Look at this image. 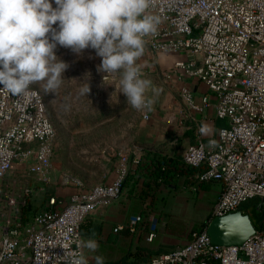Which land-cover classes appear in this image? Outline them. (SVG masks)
Masks as SVG:
<instances>
[{
    "label": "built area",
    "instance_id": "1",
    "mask_svg": "<svg viewBox=\"0 0 264 264\" xmlns=\"http://www.w3.org/2000/svg\"><path fill=\"white\" fill-rule=\"evenodd\" d=\"M147 13L160 19L156 34L145 38L144 54L152 63L147 72L203 85L208 95L200 105L186 86L179 91L182 104L196 112L213 108L216 119L226 123L210 141L197 139L183 154V163L199 170V182L223 186L211 219L258 201L261 225L239 246L215 245L205 230L195 231L188 244L146 264H264V0H150ZM159 54L183 58L160 70ZM150 109L141 110L143 120L150 118ZM57 137L38 90L31 88L24 101L0 91V264H66L65 250L80 251L85 221L121 196L141 162L126 151L118 153L116 177L109 185L87 188L64 175L59 186L74 190L68 203L57 210L58 199L49 197L32 223L23 225V208L33 190L21 185L20 177L47 182ZM6 180L11 183L4 185ZM144 228L143 217L133 216L114 232Z\"/></svg>",
    "mask_w": 264,
    "mask_h": 264
},
{
    "label": "crops",
    "instance_id": "2",
    "mask_svg": "<svg viewBox=\"0 0 264 264\" xmlns=\"http://www.w3.org/2000/svg\"><path fill=\"white\" fill-rule=\"evenodd\" d=\"M182 58L181 55H174L171 59L158 56L157 67L160 70H167ZM138 66L139 69L144 68L139 63ZM158 78L161 102L151 104L148 120L142 119L141 111L132 109L133 121L128 140L118 148V153L126 151L131 157H139L140 165L127 177L121 196L107 209L91 215L81 227L82 240L93 239L99 245L96 253L87 251V255H102L105 263H118L127 257L128 262L132 263L139 249L160 255L185 246L190 241L191 233L198 230L197 226L202 225L206 229L211 220L212 207L223 189L220 182H199L197 180L199 170L183 163V154L190 145H193L197 139L205 143L210 141L219 128L226 126L224 121L216 119L213 108L203 109L201 112L192 111L182 104L179 96L180 89L186 86L192 90L195 103L200 105L202 98L208 95V91L194 80L180 79L177 75L163 80L158 74ZM210 100L214 102L213 97ZM155 153H160L167 159L171 173L159 183L150 176L148 167L152 164L151 154ZM107 154L109 155L108 152L103 153V155ZM115 154L111 160L107 159V163L102 165V173L95 179L81 180L72 174L64 175H71L81 180L87 188L109 185L116 177L117 155ZM15 172L19 174L22 169L15 167ZM61 188L67 191L63 194L64 197L58 200L57 210H61L68 203L74 192L71 187ZM174 200L193 204L206 200L207 208L202 219L198 221L193 219L182 223L177 219L179 222H174L175 216L170 209ZM162 213H167L166 215L177 224V231L170 230L168 226L151 230L150 227L155 221L163 224L160 216ZM133 216L143 217L144 230L136 233L127 230L114 232ZM152 233L153 239L148 240ZM91 260L93 261L92 258Z\"/></svg>",
    "mask_w": 264,
    "mask_h": 264
},
{
    "label": "clouds",
    "instance_id": "3",
    "mask_svg": "<svg viewBox=\"0 0 264 264\" xmlns=\"http://www.w3.org/2000/svg\"><path fill=\"white\" fill-rule=\"evenodd\" d=\"M149 6L150 0H0V91L21 101L37 84L54 93L68 67L57 47L77 55L91 49L100 58L97 71L106 74L104 83L115 77L128 106L149 108L151 81L140 75L137 63L145 38L155 35L160 23L147 13ZM78 247V252L65 250L66 264H88L83 250L96 253L99 245L86 239ZM92 259L105 264L102 255Z\"/></svg>",
    "mask_w": 264,
    "mask_h": 264
},
{
    "label": "rangeland",
    "instance_id": "4",
    "mask_svg": "<svg viewBox=\"0 0 264 264\" xmlns=\"http://www.w3.org/2000/svg\"><path fill=\"white\" fill-rule=\"evenodd\" d=\"M56 55L68 65L59 88L54 93H45L38 84L31 86L43 95L47 114L57 129L58 137L47 182H40L38 176L28 179L20 177L21 185L30 186L33 190L31 200L34 203L27 219L32 212L39 213L44 209L47 198L56 197L59 200L64 197L67 190L59 186L64 174H72L81 180L98 177L102 173V165L107 163V159L111 160L115 153L118 155V148L128 140L133 121L132 108L127 107L126 97L119 93L116 79L112 77L105 84L103 77L106 74L97 71L100 58L96 57L94 50L86 49L77 55L70 49L58 46ZM161 55L158 56L174 57ZM137 63L144 67L141 68L144 71L142 77L151 81L148 98L152 103L161 102L158 73L147 72L152 63L147 61L145 54ZM105 152L109 155H103ZM8 183L11 182H3L4 185ZM206 204V200L196 204L174 200L170 205L174 222H179L177 219L182 223L202 219ZM248 212L254 220L258 218V206L249 204ZM166 214L160 215L162 225L155 221L153 226L155 229L168 226L170 230L177 231V224ZM197 227L198 230L203 229L202 225ZM84 255L88 258V264H94L91 260L93 256L87 255L86 249Z\"/></svg>",
    "mask_w": 264,
    "mask_h": 264
},
{
    "label": "water",
    "instance_id": "5",
    "mask_svg": "<svg viewBox=\"0 0 264 264\" xmlns=\"http://www.w3.org/2000/svg\"><path fill=\"white\" fill-rule=\"evenodd\" d=\"M211 242L219 246H239L254 235L256 229L243 211L211 219L205 229Z\"/></svg>",
    "mask_w": 264,
    "mask_h": 264
},
{
    "label": "trees",
    "instance_id": "6",
    "mask_svg": "<svg viewBox=\"0 0 264 264\" xmlns=\"http://www.w3.org/2000/svg\"><path fill=\"white\" fill-rule=\"evenodd\" d=\"M151 155H153L152 158H150L152 164L148 165L150 176H152L153 179L158 183L163 182L165 178L169 177V174H171L169 172L170 169H169L168 161L163 156H161L162 154L160 153L158 154L155 153ZM33 203L34 202L31 199H29L26 202L25 207L23 208V213H22V224L23 225H30L35 215L37 214V213L32 212L31 216L27 219L28 214L32 210ZM251 203L252 205L258 206V201H248L242 205L241 209L250 217L251 221L253 222L255 226V229H258L261 225L260 207L258 206V209H259L258 218L254 220L252 216L250 215V213L248 212V205ZM204 230L205 228H203L202 230H196V231H204ZM154 256H157V255H154L145 249H139L137 251V256L135 257L136 259L132 263L128 262V257H127L123 261L118 262V263H105V264H146Z\"/></svg>",
    "mask_w": 264,
    "mask_h": 264
}]
</instances>
